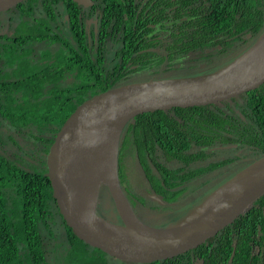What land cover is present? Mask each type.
<instances>
[{
	"label": "trees",
	"instance_id": "16d2710c",
	"mask_svg": "<svg viewBox=\"0 0 264 264\" xmlns=\"http://www.w3.org/2000/svg\"><path fill=\"white\" fill-rule=\"evenodd\" d=\"M58 1L24 0L0 13V119L14 129L6 137L0 132V264H51L47 236L57 237L61 245L58 258L52 256L56 264H127L87 247L63 222L45 175L46 153L56 132L94 94L133 81L202 75L230 62L240 52L195 73L255 40L264 25V0H93L101 10L98 38L103 42L113 33L111 64L102 63L103 43L87 48L83 15L80 19L74 2L61 0V13ZM60 14L67 16L71 39L52 30V24L59 26ZM208 50L213 57L206 58ZM196 54L198 63L178 70L185 72L157 74L164 62ZM140 74L143 79L137 78ZM15 134L26 142L21 145ZM229 144L248 145L254 155L248 162L264 155V83L224 102L134 116L120 134V185L126 197L132 193L125 164L126 156L135 155L157 194L171 202L187 188L171 187L234 158L213 159L197 170L189 162L227 155L221 146ZM161 154L190 167L160 166ZM202 205L201 199L175 221ZM232 237L237 247L229 264H264V195L211 239L209 249L205 243L151 264H192L191 254L203 257V264H225ZM250 240L259 245L258 254L251 252Z\"/></svg>",
	"mask_w": 264,
	"mask_h": 264
},
{
	"label": "water",
	"instance_id": "95a60500",
	"mask_svg": "<svg viewBox=\"0 0 264 264\" xmlns=\"http://www.w3.org/2000/svg\"><path fill=\"white\" fill-rule=\"evenodd\" d=\"M23 1L0 0V13ZM263 83L264 25L252 45L214 71L124 83L78 104L59 127L45 157V175L55 205L71 234L92 250L127 264L172 258L213 239L264 195V155L218 185L197 210L155 227L137 218L122 191L117 171L120 134L136 115L224 102ZM98 160L104 161L109 173L110 181L100 182L107 184L122 225L107 223L97 213L100 182L93 204L84 200L91 165ZM152 197L162 202L156 194ZM123 204L140 227L128 222Z\"/></svg>",
	"mask_w": 264,
	"mask_h": 264
},
{
	"label": "rangeland",
	"instance_id": "374dc122",
	"mask_svg": "<svg viewBox=\"0 0 264 264\" xmlns=\"http://www.w3.org/2000/svg\"><path fill=\"white\" fill-rule=\"evenodd\" d=\"M261 31V30H260ZM257 38V37H256ZM255 38V40H256ZM255 40L253 42H255ZM252 42V43H253ZM252 43L250 45H252ZM250 45L244 44L243 48L242 46L238 45L237 47H234L233 50H236L238 47L239 49L237 50L238 53H242L245 51ZM109 52L107 53L106 51L103 53L104 56H111V50L108 48ZM215 52V51H214ZM197 55V54H196ZM207 57L210 58L213 57L211 54V51L208 50L206 52ZM199 55L197 56H190L188 58L182 59V58H177L176 60H172L171 62H164L162 67H161V72H158V75L162 76H169L173 74H181L182 72L185 71H178V70H184L185 66L189 67V64H196L200 61ZM107 57V58H108ZM193 59V60H192ZM192 60V61H190ZM190 61V62H189ZM180 68V69H179ZM189 71H192V69H188ZM178 71V72H177ZM138 79H143L144 75L140 74L137 77ZM14 130V129H13ZM11 130L7 125L6 122L0 119V132L4 137L7 136V134L14 131ZM15 137L20 140V144H24L25 138H22L18 134H15ZM8 143V142H7ZM11 143H8L10 146ZM26 147H30L29 145H26ZM12 149H15V147H11ZM227 155H232L233 151L227 150L226 152ZM160 163H164L162 159H158ZM151 166V170L154 174H158V170L154 165L149 163ZM172 164L170 163H165L166 167H170ZM181 165L179 162H177V166ZM126 174H128L130 177H128V184L130 187V190L132 193H134V196L132 193L126 197L134 214L145 222L148 225L155 226V227H161V226H167L170 223L175 222L179 217L184 215L193 205H195L198 201L201 199L205 198L207 195L212 193V191L216 188L214 187L212 190L211 188L207 191H204L203 188L197 189L196 186L197 184H201V181L206 179L205 177H198L196 179H193L189 185L182 193L179 194V196L173 200V201H168V202H162L159 208L156 210H149V206H151V202L154 200L152 197V192L146 190L148 186V181L143 175V170L141 169V165L138 163V160L135 155H129L126 156V164H125V169ZM124 169V172H125ZM231 176L228 173L227 177L223 178L224 181L229 179ZM217 180V179H216ZM212 181L213 178H212ZM124 185V184H123ZM98 191V192H97ZM96 200H97V205H96V211L102 217L103 220H105L107 223L111 224H116V225H122V218L118 214L116 207L114 205L112 196L109 192V189L107 188V184L105 182H100L98 188L96 189ZM142 197V198H140ZM145 202V205H142V203ZM47 240L49 243L48 248V254L51 259L50 263L51 264H56L58 262V259L53 258V255H57V258L60 254L61 251V245L58 243L59 239L55 236L49 237L47 236ZM52 249V251H51ZM59 264V263H58Z\"/></svg>",
	"mask_w": 264,
	"mask_h": 264
},
{
	"label": "flooded vegetation",
	"instance_id": "af4514ba",
	"mask_svg": "<svg viewBox=\"0 0 264 264\" xmlns=\"http://www.w3.org/2000/svg\"><path fill=\"white\" fill-rule=\"evenodd\" d=\"M64 4L65 3H63V1H61V0H59L56 3V6H57L58 9H60L61 13H64L63 12ZM74 4L78 8L77 10H78L80 19H81V16L83 15V19H82L83 21L82 22H83L84 32H85V34L87 36V39H86L87 48L89 47L88 46L89 44L96 45V43H98V42L100 44L103 43V48L104 49H103V52L100 51V54L104 53L105 51L108 53L109 52L108 48H109L111 50V56L108 57L106 55L104 56V54H103L104 58H103L102 63L103 64L104 63L111 64L115 60L114 58H112V55H113V53L115 51L116 46L114 45V43L112 41V35H113L112 32L109 33L108 35H105L104 37H102V38H105L103 40V42H101V40L97 36V29H98V26H99L100 13H101L100 8L95 4V1H93V0H90V3H88L86 5L77 4L76 2H74ZM7 11H9V10H7ZM66 18H67V16L65 14H60V17L58 18V25L59 26H56L55 24H52V30L57 32V33L63 34L64 36H68V38L71 39L72 37L70 36V26L68 25V21L66 23ZM141 30L142 29H139V31H141ZM118 43H121V41L119 40L117 42V44ZM237 52L238 51H234L233 50V51L229 52L227 55H225L224 57H221L220 59L211 60L210 62L212 63V65H208L206 67L196 68L195 69V73H199V72H201V71H203L205 69L214 67V66L222 63L224 60L225 61L228 60L230 57H232V55L236 54ZM70 77L71 76L68 75L67 79L69 80ZM221 147H222L223 150H226V151L227 150L233 151V149H236V150L233 151L232 155H221V154H219L221 152H219V153H216V154H212V155L215 156L212 159L209 158L210 157L209 156L208 158H199V159H195V160H192V161L189 162V164H192V168L196 167V170H197L200 166H204L205 163H207L209 161L211 162V160H213V159L221 161V160L225 159L224 156L233 157L234 158L233 160L229 161L228 163H225L223 165H218L217 168H214L211 171L206 170L203 173H200L201 171L193 172V173L198 175V176L195 175L193 179H196L198 177H203V178L205 177L206 178L203 181H201L200 185L197 184V186H196L197 189L203 188L204 191H207V190H209L211 188V190H212L214 187H216L218 185V183H219V181L221 179L227 177L228 173L230 174V176H233L237 171L241 170L246 165H248L249 163L254 161V160H252L251 162H248V161H250L251 159L254 158V155L251 154V149H249L250 147H248V145H247V149H246L245 146H242L240 144H238V145L237 144H229V145L221 146ZM234 155L237 156L238 158L234 157ZM160 159H162L163 162H164L163 164L159 162L160 166L162 165V166L166 167L165 163H169V165L171 163L172 165L169 168H177V167H181V166L182 167L185 166V168L190 167L187 164L182 163L178 159L167 158L166 156H164L162 154L160 155ZM177 162H179L181 165L177 166ZM143 175L148 181V186L146 188L147 192L150 191L153 194H156L157 196H159L161 198V196L159 194H157L156 190L153 188L151 182L148 180V178L146 177V174H144V172H143ZM128 177H130V176L128 174H126L125 178H127L126 179L127 182H128ZM212 178H213L214 181H212ZM130 179H131V177H130ZM193 179H191L188 182H184L181 185H177V186H174V187H171V188H172V190H175V189L182 188V187H188L190 184L189 185H187V184L190 183ZM125 186L128 187L127 185H125ZM121 188H122V186H121ZM128 188H130V187H128ZM122 191H123V189H122ZM140 198H142V197H140ZM161 200H162V202H164V201L167 202L166 200H163L162 198H161ZM162 202H157V201L153 200L151 202V206H149V210H156L157 208L162 206L161 205ZM142 205H145V202L142 203ZM210 240L208 242H206V249H209L212 246V243L210 242ZM249 245L251 246L250 247L251 248V252L254 253V254H258L259 249H260L259 245L253 243V240L249 241ZM231 246H232L231 253H230L228 262L225 263V264H229V262L232 260V256H233L234 251H235V249L237 247V240H236L235 237H232ZM190 259L192 261V264H203V261H204L203 257H198V256H196L194 254H191ZM217 264H222V263L218 262Z\"/></svg>",
	"mask_w": 264,
	"mask_h": 264
},
{
	"label": "bare ground",
	"instance_id": "6f19581e",
	"mask_svg": "<svg viewBox=\"0 0 264 264\" xmlns=\"http://www.w3.org/2000/svg\"><path fill=\"white\" fill-rule=\"evenodd\" d=\"M94 164V165H93ZM91 165V172L90 175H88V178L85 183V194H84V200L87 204H93L95 201V189L100 182V180H108L110 181L109 173L106 172L105 169V163L103 160H98L96 164L93 162ZM124 211L128 214V222H130L131 226L140 227V223L136 222L134 217L129 212L127 206L123 204Z\"/></svg>",
	"mask_w": 264,
	"mask_h": 264
}]
</instances>
